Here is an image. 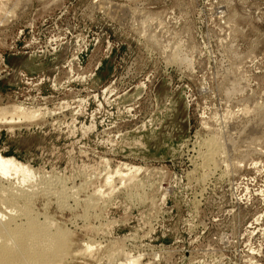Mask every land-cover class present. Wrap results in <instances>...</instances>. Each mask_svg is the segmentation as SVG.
<instances>
[{
  "label": "rangeland",
  "instance_id": "rangeland-1",
  "mask_svg": "<svg viewBox=\"0 0 264 264\" xmlns=\"http://www.w3.org/2000/svg\"><path fill=\"white\" fill-rule=\"evenodd\" d=\"M7 5L0 154L69 191L34 205L69 230L62 264H264V0Z\"/></svg>",
  "mask_w": 264,
  "mask_h": 264
},
{
  "label": "bare ground",
  "instance_id": "bare-ground-1",
  "mask_svg": "<svg viewBox=\"0 0 264 264\" xmlns=\"http://www.w3.org/2000/svg\"><path fill=\"white\" fill-rule=\"evenodd\" d=\"M17 1L18 0H15V5L17 4ZM7 4H9V0H0V19L2 18V10L8 7ZM158 25H160V23ZM178 49L179 48L173 49L172 57L174 59H179L180 53L178 54ZM180 58L185 59V57L182 56ZM12 111L13 115H15V117L17 115L18 119L30 118L31 120V118L38 115L36 111H29L22 107H15ZM3 113L2 115H4ZM250 113L251 111L247 107H245L243 111L236 112L237 115H246ZM2 115H0V119L3 120L6 117H1ZM230 117L231 115L229 118ZM4 121L5 120H3V122ZM12 121L13 120L10 122ZM225 123H228V121ZM209 140L210 141L207 143V149L202 154L204 157L203 160H206L205 164H207V169L210 171L217 161H215V157L220 153L221 155H225L226 151L223 149L225 146L223 147V144H220L219 141L214 139ZM131 170L134 171L132 168ZM131 170L128 172H131ZM116 173H120V171H117ZM121 173L120 178L122 175ZM110 175L112 176V174ZM34 178L35 171H33L29 164L22 162L15 157H5L0 154V264H62L72 252L73 240L71 241L72 238L70 239L69 230L61 228L59 224L49 218L47 213L37 212V209L34 207L38 199H41L39 197L42 196L48 202L51 201L49 197H54V200L56 199L59 206L68 208L69 204L67 202L69 191H66L65 187L58 189L59 187L57 188L55 185L53 186V184L50 187L47 183L49 176L47 179L40 178L41 185H39L40 181L38 183L34 182ZM108 178L114 177L108 175ZM108 183H110V181ZM100 190L98 189L96 192L101 194L102 190ZM71 195H73V193ZM72 199L74 201L79 200L76 195L75 197H72ZM89 244L91 245V243H84L85 246L83 249H86L84 250L85 253L86 251H93L89 250V248H91ZM76 252H78V250ZM79 253H81V251ZM84 255L85 254H83V256ZM124 256L126 260H132L133 264H140V260L131 256V254H125Z\"/></svg>",
  "mask_w": 264,
  "mask_h": 264
}]
</instances>
